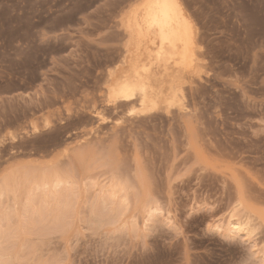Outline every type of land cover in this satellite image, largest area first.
Masks as SVG:
<instances>
[{"label":"rangeland","instance_id":"obj_1","mask_svg":"<svg viewBox=\"0 0 264 264\" xmlns=\"http://www.w3.org/2000/svg\"><path fill=\"white\" fill-rule=\"evenodd\" d=\"M146 1L0 0L3 264H264V0H178L159 67Z\"/></svg>","mask_w":264,"mask_h":264},{"label":"bare ground","instance_id":"obj_2","mask_svg":"<svg viewBox=\"0 0 264 264\" xmlns=\"http://www.w3.org/2000/svg\"><path fill=\"white\" fill-rule=\"evenodd\" d=\"M131 20L130 32L136 34L135 38L138 45H142V43L145 42L148 43L152 40L156 41L158 47L156 55V60L159 61L158 67L160 65H165L174 58H179L181 61H184V63H186L185 61H190L193 32L191 24L187 20L178 0H147L133 12ZM136 57L139 61L142 60L141 54ZM154 65V62L148 60L141 64L140 70H142V73H147ZM136 73H138V71H136ZM139 75H141V73ZM139 75L137 77L141 79L143 76L141 75V77H139ZM141 85L143 84L140 83V80H136L133 86L124 85L120 89L121 98L122 96L123 98L131 96L134 90ZM40 181H42V179ZM63 185L64 181L61 179L53 181L52 184L55 189ZM47 186L48 182H45L42 185H38L36 190L46 189ZM0 196H2L1 192ZM224 229L233 236L241 238L250 237L252 233L250 222L241 218L236 220L229 218L225 223ZM262 261L264 263V255L262 256ZM0 264H3L2 260H0Z\"/></svg>","mask_w":264,"mask_h":264}]
</instances>
